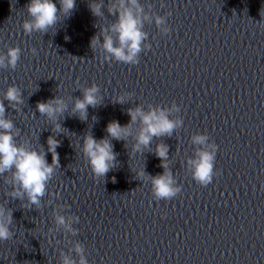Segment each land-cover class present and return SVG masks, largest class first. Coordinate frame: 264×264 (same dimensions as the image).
Masks as SVG:
<instances>
[{
    "label": "water",
    "instance_id": "water-1",
    "mask_svg": "<svg viewBox=\"0 0 264 264\" xmlns=\"http://www.w3.org/2000/svg\"><path fill=\"white\" fill-rule=\"evenodd\" d=\"M179 0H140L148 11L167 15V22ZM30 0H0V53L7 47L21 48V58L15 70L0 69V99L7 87L15 84L22 91L24 104L20 112L12 109L5 101V116L13 120L20 129L16 138L20 142L27 138L36 149L43 145L47 150V137L55 135L60 141L57 148L60 167L49 181L46 195L40 208L24 207L25 201L13 200L7 195L11 186L0 177V205L13 210L11 239L0 241V264H52L65 238L67 230L57 227L53 212L59 211L74 218L90 185L93 174L78 146L82 145L85 133L96 139L107 136L108 122L119 121L126 104L113 103L118 95L132 93L161 33L155 24H145L149 33L147 43L151 45L140 53L135 65L115 61H104L99 50L90 48V39L99 35L101 24L114 21L107 13L108 0H104V19L94 17L88 7L89 0H76L70 18L58 23L49 33L26 35L22 23L30 19L26 5ZM59 7L58 0H54ZM94 24L97 27H94ZM56 34L54 35V33ZM65 36L70 37L69 41ZM102 42V38H101ZM37 49L33 55L31 49ZM100 88L103 102L96 108L89 107L87 122L71 116L69 110L60 117L63 133L53 131V124L36 111V104L54 96L65 99L81 96L80 86ZM96 118V120L93 119ZM46 159L51 163V154ZM49 193V194H48ZM52 201L49 204V201ZM73 221V220H72Z\"/></svg>",
    "mask_w": 264,
    "mask_h": 264
},
{
    "label": "clouds",
    "instance_id": "clouds-1",
    "mask_svg": "<svg viewBox=\"0 0 264 264\" xmlns=\"http://www.w3.org/2000/svg\"><path fill=\"white\" fill-rule=\"evenodd\" d=\"M58 3L59 7L54 0H30L26 5L30 19L22 23L24 33L29 36L36 32L46 34L58 23L70 18L76 7V0H58ZM88 7L94 17L104 19L105 13L102 10L105 7L104 0H89ZM151 8L152 5L148 4L146 11L140 0H108L107 13L115 19L106 25L101 24L99 35L95 34L91 37L92 51L99 50L104 61L138 64L140 53L151 47L147 43L149 33L144 30L145 24L154 23L164 35L170 31L166 19L170 13L158 15L152 12ZM94 27L97 25L94 24ZM65 40L69 41L70 37L65 36ZM31 52L36 55L37 49L32 48ZM20 58V47H7L6 52L0 53V69L15 70ZM79 90L82 95L74 99L72 97L65 99L56 95L46 101L37 102L36 111L52 122L54 132L63 133L59 121L60 117L69 110L70 102L71 116L77 117L81 122L88 121L89 107L96 108L102 104L104 97L100 94L97 84L80 86ZM131 95L127 92L118 95L113 103L124 105L130 100ZM5 101L16 112H20V105L24 104L21 89L12 84L7 87L3 99H0V177H3L5 184L11 186L8 196L13 200H26L24 207L35 206L38 209L42 205V198L46 195L49 181L60 167L57 152L60 141L55 135H49L46 141L47 150L43 145H40L39 149L34 148L27 138L17 142L20 129L15 126L13 120L6 118ZM180 111V107L175 102L171 106L149 104L146 108L138 104L127 108L126 114L130 117L128 123L121 125L117 120L108 122L105 129L107 136L96 139L92 134L85 133L82 137V145L78 144V146L94 178H105L107 173L116 168L118 154L114 151L113 140L123 141L126 145L128 138L131 137L134 141L131 145V153L144 155L145 150H150L154 138L171 137L183 126L181 117H173V113ZM93 119L96 120L95 117ZM191 141L193 145L199 147L195 149L194 156L186 161L187 168L197 184L207 186L217 175L214 164L218 145L210 143L207 134L193 135ZM48 153L51 154V163L46 159ZM154 154L159 158L163 172L153 176L148 174L143 166L135 170V176L140 181H150L155 200H170L181 192L182 187L177 184L169 167V146L163 142L157 143ZM113 182H115L114 177ZM51 202L50 200L49 204ZM53 219L57 227L75 233V229L71 226L73 220L71 216L54 211ZM12 223L13 210L0 205V241L13 237L14 233L10 230ZM74 252L79 256L78 264H88L80 243L75 245ZM61 256V264H77V261L70 256L63 253Z\"/></svg>",
    "mask_w": 264,
    "mask_h": 264
}]
</instances>
